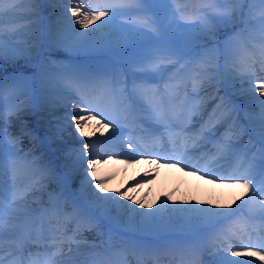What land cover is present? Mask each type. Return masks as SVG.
Returning a JSON list of instances; mask_svg holds the SVG:
<instances>
[{
  "label": "snow or ice",
  "instance_id": "snow-or-ice-1",
  "mask_svg": "<svg viewBox=\"0 0 264 264\" xmlns=\"http://www.w3.org/2000/svg\"><path fill=\"white\" fill-rule=\"evenodd\" d=\"M11 7L7 9L9 15H14L16 4L14 0H8ZM32 3H38L39 0H31ZM65 4H73L76 0H62ZM170 0H111V2L102 4L96 8L92 5L79 2L77 6H68L65 15L60 21V27L56 30L52 43L62 48H84L96 44L99 40L106 39L111 27L118 29L128 28L129 25L120 23L116 24L117 16H125L131 14H142L140 18L134 23H154L148 16L152 11L148 5L163 4L167 5ZM245 4H259L261 12L256 20L259 26L260 43L256 47L255 52H250L249 46H245L244 50L238 51L233 47L232 38L229 37L223 41L221 45L218 32L221 29H226L234 26L235 22L241 18L244 12L243 5ZM103 8V10H100ZM4 9L0 8V16L4 14ZM186 9L180 8L172 12L175 16L177 13L184 16ZM71 13V15H67ZM253 9L249 8L247 15L251 16ZM102 17H107L106 20H101ZM27 19V17H20ZM195 22L192 23H176L177 29H183L188 34H195L199 36L203 34L212 38L216 42L215 49L211 50L214 55H210L202 63V68L199 75L201 76L200 85L205 81L211 83L217 81L219 77V60L224 59L226 64H231L234 69H237L235 75L228 73L229 78L240 79L246 78L249 81L246 91L249 93H258V96H251L258 106V116L250 117V122L253 125V131L256 135V142L253 144L251 137L248 144L245 145V152L243 160L246 167H238L236 173L232 174L223 170L211 169L204 172V176H211L215 183H238L240 187L245 189L247 199L241 198L242 204L247 205L253 201V196L256 192H264V182L257 189L256 176H264V100L259 97H264V76L257 77L256 64L260 65V72L264 73V0H201V6L195 10ZM97 21L101 23L97 24ZM245 28L253 27L252 21L245 19ZM11 23V21H10ZM0 24L3 20L0 19ZM95 24V28H90V25ZM78 26V27H77ZM171 26V22H170ZM87 30V31H81ZM142 30V29H134ZM14 31L9 29V34L4 35L3 29H0V72L4 71L5 63H15L20 59H24L26 63L32 62L33 49L37 48L39 39L38 28H30L28 31H35L36 37L29 41H25L24 45L13 40ZM195 36L193 40H195ZM201 45L190 42L185 49L168 50L166 55H160V59H170L175 57L174 64L180 63L185 57L190 60H197L201 57L199 48ZM255 47V46H254ZM156 56H149L147 59L154 60ZM40 76L42 84L45 85L49 95L60 97H67L71 95L77 96L79 99L73 104L76 107L80 105L79 113L72 115V120L75 124L76 131L83 136V128L89 121L95 120L97 116L103 117L107 123L102 124L104 129H112V136L122 133L123 128H127L130 132H136L139 129L141 139L145 141L143 147H157L163 148V140L166 137L168 143L172 146L171 158L175 160L178 165H183L182 170L188 168L185 160L188 158L187 143L191 139L193 147H197L200 141L214 142L219 147V152L222 155H227L236 147L231 140L214 141L215 128L217 121L215 119L217 109L224 108L229 112L227 101L224 97H220V103L209 114V120L201 125L200 129L193 132L189 125L192 123L193 115L200 112L201 106L197 105L187 113L184 110V105L181 103L179 110H176L174 101L178 99L177 88L174 85L165 84L164 92H160L159 88L150 87L151 81L155 75L159 74L163 80L165 68L159 65H152V71L140 66L139 75L133 74V89L128 92L126 88H121L122 81L114 75L108 78V74H100L90 71H82L77 66L71 64H62L58 61H52L50 64H40ZM139 80V83L136 81ZM257 80L255 88L252 87L251 81ZM28 81L29 77L24 75H17L9 78V101L10 111L9 115H16L19 110L24 107L27 101L21 100L22 96L28 95ZM4 84L5 81L0 79V239H2L6 230L9 235L13 234L21 225L20 215L23 214L27 219L28 213H33L36 210L30 209L27 204V197L30 191L39 190L36 185L39 181H33L31 185L21 188L16 181L15 169L19 160L26 159L19 156V152L9 150L7 154L4 149V129L2 125L3 112L2 106L4 101ZM194 89L198 85L194 84ZM101 93L105 98L116 99L119 98V103L115 110L109 115L93 106V97L89 92ZM12 101H19L13 104ZM100 124L101 121L97 120ZM190 134V135H189ZM183 136L184 151L177 152L176 146L178 140ZM17 141H9L10 145H15ZM90 144H84V151L80 154L81 160L76 167H82L83 158L89 156L88 149ZM130 148H136L137 145L129 143ZM255 149L254 152L252 150ZM252 152L249 158L248 154ZM141 155L156 154L159 160H167L169 157L162 156L159 152L149 153L147 151L140 153ZM7 155V159L5 156ZM111 158V157H110ZM99 162L88 159L87 168L84 169L86 176L83 177L79 195L83 198V205H76L73 208V213L68 214L69 218L73 216L78 220H84L91 224L97 218H104L111 214L112 208L122 209L128 213L127 227L133 233L128 241L125 242L123 250L131 249L134 253L140 252L149 256L158 257L161 252H176L184 251L188 247V241L185 238L188 235H199L201 232L211 229L219 224L222 220L235 214L237 209L241 208V204H237L233 200L232 205L216 204L212 207H198L196 204H191L187 208L173 206L169 208L168 205L163 204L161 208L154 212H137L136 209L129 205L121 204L117 197H123L132 203L141 205V201L135 200L133 196L128 195V189L121 191L116 189L114 194L109 195L108 190L105 189V184L108 183L111 176L101 177L98 175L97 164ZM29 166H35L40 170L44 178L51 177L52 172L46 166H41L35 163V160L28 162ZM243 168V170H241ZM194 171L199 169L193 166ZM11 174V185H8L7 177ZM91 177L92 179H89ZM146 182V181H145ZM89 186L98 190L102 195L90 190ZM46 187V185H44ZM10 191L11 199L8 201V206L13 210L9 213L8 220L4 219V206L6 193ZM252 191L253 195H248ZM51 196V194H50ZM58 200V197H57ZM199 203V202H197ZM206 203V202H205ZM253 203H255L253 201ZM142 207L149 208L150 205L143 204ZM257 214L256 218L264 221V204H255ZM216 208L232 209L228 212L215 211ZM47 208H41L39 215L48 212ZM53 214L60 215V209L53 207ZM98 214V216H97ZM218 239L219 237H215ZM252 236H249V243L243 245V251L232 250V246L228 245L221 251L212 253L214 256V264H254L252 260H233L229 259L227 253L231 251L233 257H258L260 261L264 262V224L260 225L255 231V243H252ZM51 243L55 245V250L46 248V260L44 264H89L87 261L77 259L72 255L73 244L79 245L76 239V233L71 236H66L65 232L61 231L57 226L56 232L53 233ZM67 245V252L64 246ZM21 248V257H23V246L18 244ZM208 245H197V250L204 251ZM257 248V251H253ZM50 253V254H48ZM10 256L15 254L10 252ZM31 256V252H29ZM67 257V260H64ZM0 264H4L3 259H0ZM17 264H23L21 259ZM91 264H102L101 261H92ZM110 264V262H109ZM138 264H143V261H138ZM183 264V262H181Z\"/></svg>",
  "mask_w": 264,
  "mask_h": 264
},
{
  "label": "bare ground",
  "instance_id": "bare-ground-1",
  "mask_svg": "<svg viewBox=\"0 0 264 264\" xmlns=\"http://www.w3.org/2000/svg\"><path fill=\"white\" fill-rule=\"evenodd\" d=\"M80 1V0H79ZM76 0L73 4H65L62 2V0H39L38 3H32L31 0H14V3L16 4V8L14 10V15H9L7 12V9L11 7L8 0H0V8L4 9V14L0 16V19L3 20V24H0V29H3L4 35L7 36L9 34V29L15 30L13 35V40L22 46L24 45L25 41H29L36 37L37 33L35 31H28L30 28H38L39 30V39H38V47L33 49V56L35 57V54L37 51L44 50L49 51L53 48H59V46L54 45L52 43V38L56 32V30L61 26L60 21L62 20L63 16L65 15L66 8L68 6H77ZM89 3H95L99 4L101 2L104 3V0H86ZM67 15H71V13H67ZM20 17H27V19H23ZM11 21V23H10ZM91 26V25H90ZM89 26V27H90ZM78 27V26H77ZM55 50V49H54ZM24 59H20L18 61H22ZM17 62V61H16ZM42 63V60L40 61V64ZM7 64H13V63H7ZM264 76L261 74L260 70L257 71V77ZM174 83H170V85L177 86V91H179V94H184V90L180 89L179 81H173ZM191 83V82H190ZM236 85H239L236 83ZM133 86H127L125 85L124 88L127 89V91L131 92L133 89ZM154 88V86H151ZM188 87V86H186ZM8 87L4 88L5 92H8ZM237 92H234V95L240 99L241 103L244 102H253V108H241L240 112L245 113L246 115L250 116V112L253 113V116H258V106L254 100H252L250 97L255 95L258 96V93H248L246 90L239 89V87H236ZM201 96V94H200ZM72 98H75L77 96L71 95ZM91 97H93V106L96 105L97 108H106L108 107L107 103L109 99L112 98H105L101 93L94 92L91 94ZM215 100L213 99V103L211 105H208L205 101L201 104L200 114L204 115L207 120H209V114L212 113L213 109L217 106V104L220 103L219 97H215L213 95ZM259 99L264 100V97H259ZM113 100V99H112ZM70 101L69 97H60L55 95H45V98L43 97V105L40 107L37 122L41 125L40 129L47 130L49 134V141L53 140L54 137L60 138V143L57 141L56 143H53L51 147H53L55 150L61 151L62 143L67 140L70 143V145H76L78 146L81 141L83 143H88L94 150V152L89 153L88 157L83 158V165L82 167H76L81 160L80 158H77L73 160L70 156V153H67V150H63L60 153L63 155L61 156V159H57L54 155L52 156V151H49L48 149L45 151V155H41L34 153L33 148L28 144L27 142L23 141L22 144H20L21 152L23 156H28L33 153V157L40 159L42 165L46 166L48 169L51 170L52 176L44 178L42 173L39 169H37L35 166H29L28 161L21 160L18 161L15 169V176L17 179V175L21 174V178L17 180V183L21 188L31 185L33 181H39V183L36 185V188L39 189V192H43V194L35 193L28 194L31 196V201L27 203L30 206V209L38 210L41 208L44 202L52 201L53 197L57 199L58 197V203L59 207L64 208V213L72 214L73 208L76 205H83V198L79 195L80 188H81V182L84 176H86V172H84V169L87 168V161L88 159L94 160V154L98 153V149L102 147L103 139L101 138L104 135L99 134V129L97 124H94L89 121L85 124L83 128L84 135L81 136L75 128V124L72 120V115H67L69 112L64 109L63 104L68 105ZM95 102V103H94ZM200 105V104H197ZM225 110L224 108H222ZM229 109V108H228ZM10 111V109L5 112V115ZM79 111V110H78ZM227 111V110H225ZM72 114V113H71ZM9 115V114H8ZM10 122H12L13 117L12 115H9ZM251 116V117H253ZM28 117V116H27ZM250 119V117H248ZM30 120V118H27ZM215 119L219 121L216 126L223 125L222 130L225 128L230 127L229 123H224L223 115L219 113V111L216 112ZM245 124V123H243ZM247 127L251 130V133L254 134V137L256 138V135L253 131V125L250 121L246 122ZM57 125L60 127L58 128ZM54 126H56V130L54 131ZM35 125L28 128H20L17 130L18 132H12L13 135H20L24 138L29 139L34 143V146L38 147V140H35L34 133L29 132L27 130L33 129ZM243 129V126L239 124L234 131L235 136L239 134ZM11 132H8V136H12ZM123 140L118 139V143H121ZM21 142V141H20ZM43 147L47 148L48 140L47 138L45 140H41ZM44 142V143H43ZM84 147V145H83ZM53 149V150H54ZM231 154V153H229ZM228 154V155H229ZM58 156V155H57ZM45 157V158H44ZM59 157V156H58ZM70 161V164H67ZM67 164V165H65ZM215 165V164H214ZM64 166H66L64 168ZM57 168L59 170L66 171L67 177L63 179H59L56 177L53 172L54 169ZM81 168V169H80ZM146 167L141 166V164L137 165H129L126 166L125 163L122 161H113L112 158H109L107 161L103 162L102 164H97L98 169V175L101 177L111 176V179H109L108 183L105 184V189L108 190V194H114V191L116 189H120L121 191L128 189V195L133 196L135 200L141 201V205H137L132 203V201L127 200L123 197H117V199L120 200L121 204L123 205H129L131 208L136 209L137 212H154L157 209L161 208L162 203L169 206V208L173 206H178L181 208H187L191 204H196L198 207H212L216 204H228L232 205L233 208H236V205L233 204V200L237 202V204H241V208L237 209L238 211H247L251 213L252 208H248L247 205L242 204L241 198L234 197L235 192H240L242 190V187L240 185H231L226 186L223 192L217 191L215 192V188H207L203 186H196L193 182L192 177H188L186 180L181 179L179 175L171 176L170 174H161L156 173L155 171H149V170H140L145 169ZM142 171V172H140ZM11 177V174H10ZM10 179V178H9ZM89 179H92L89 177ZM8 180V179H7ZM146 181V182H145ZM11 185V184H10ZM46 185V187H44ZM55 187L57 191H55ZM90 190L93 192H97L98 195H102L98 192L97 189L89 186ZM31 192V191H30ZM216 193V194H215ZM236 193V194H237ZM51 194V196H50ZM29 196V197H30ZM33 196V197H32ZM199 202V203H197ZM206 202V203H205ZM143 204L150 205L149 208L142 207ZM253 207V206H252ZM215 211L220 212H228L232 209H223V208H216ZM13 210L8 206L6 213H4V219L8 220L9 213ZM33 212L28 213L27 219L31 216ZM98 216V214H97ZM127 217L128 213L125 210L112 208L111 214L104 218H97L94 220L91 224L89 222L84 220H78L77 218H69V215H64L62 220H71L69 221L70 225L73 226L75 223H80L82 226H89V225H97L95 227L94 233L89 232L87 236H80L81 241H79V245L77 246L74 244L73 247V253L72 255L75 256L77 259L82 261H87L89 256L93 254H98L101 252V245H98L97 247L94 245V243H99V241L106 240L107 236L104 231L107 229H113V230H123L127 231L129 233H132L128 227H127ZM27 219L24 217L23 214L20 215V225L22 226L23 223L27 221ZM60 219L61 223H64L66 221H62ZM69 225V226H70ZM69 226L65 225V228L68 230ZM70 226V227H71ZM106 226V227H105ZM72 228V227H71ZM22 229L21 227L18 228V231ZM87 230V229H86ZM17 231V232H18ZM88 231V230H87ZM86 231V232H87ZM7 233V230H6ZM15 232L13 233V235ZM133 234V233H132ZM12 235V234H11ZM8 233L5 234L4 237H10ZM79 239V238H76ZM65 247V246H64ZM97 250V251H94ZM207 251V248L204 251L197 250V245L190 246L188 245L186 253L188 252V255L191 259L196 260L200 262V256L202 253H205ZM126 256L128 255L127 252L124 253ZM183 254V252H182ZM170 255L178 257L177 253H170ZM229 259L233 260H248V257H233L230 254H227ZM146 254H142L140 252H130L129 253V260L134 261L137 259H145ZM110 257V256H109ZM108 258H103L102 260L105 261ZM124 257L120 254L114 255L112 257V262L110 264H114L118 260H123ZM258 261H257V260ZM252 260L254 264H259V258ZM67 260V259H66ZM204 262V261H203ZM201 263V262H200ZM109 264V262H108ZM122 264H129L128 261L123 260Z\"/></svg>",
  "mask_w": 264,
  "mask_h": 264
},
{
  "label": "rangeland",
  "instance_id": "rangeland-1",
  "mask_svg": "<svg viewBox=\"0 0 264 264\" xmlns=\"http://www.w3.org/2000/svg\"><path fill=\"white\" fill-rule=\"evenodd\" d=\"M200 6H201V1H196L195 6L190 10H188L189 13H191V15L181 17L179 13H177L175 16L171 15V13L176 11L177 9L183 8L180 5V1L178 0H170V3L167 5H163V4L148 5L147 7L152 9V11L148 13V16L151 18L152 21H154V23H147V24L134 23L140 18L142 14L134 13L131 15L120 16L119 19H116V24L124 23L129 25V27L125 29H118L114 26L109 28L108 31L110 32V35L106 39L99 40L96 44L92 46H88L84 48H76V49L59 47V48H53L48 52L45 51L44 54H43V50H40L37 51V53L35 54V59L30 63H26L25 60L17 61L13 64L5 63L4 71L0 72V79H4V78L9 79L10 77H14L21 74L27 76L29 77L28 92L31 93L23 98V101H27V103L24 105V107H22L19 110V112L16 115H12L14 116L12 122H10L11 117L8 115L9 112L6 115H3L2 125L4 129L5 153L7 154L9 150L18 152L21 149L20 139H24L23 136L22 137L21 135L15 136L12 134V132L15 131L17 132V130L20 128H28L29 126L32 127L33 125H35V127L27 131H29L30 133L31 132L34 133L35 140L36 141L38 140V144H37L38 147L36 148L41 150L40 151L41 155L44 156L45 151L48 149V153L49 151H52L51 154L52 156L54 155L55 157H57V159H61V156L63 154L60 152L61 151L63 152V150H67V153H70V156H73L72 157V162H73V160L80 158V154L84 151L83 145L85 143H83L82 141L78 146H76V145H70V143L72 142H68L67 140H65L62 143L63 145L62 147H60L62 148L61 151L57 149L55 150L51 146L53 145V143H56L57 141L60 143L61 139L54 137L53 140L49 141L48 131L40 129L41 125L37 122V118L39 114L37 115V113L39 112L40 107L44 104L42 102L43 97L45 98V94L48 93V90L46 89L45 85L42 84L41 79H38L40 81V85H38V87L36 86L37 89H33L32 83L35 80V75L38 74L37 69L42 55L44 57V62H46L44 64H50L52 61H54V59L55 61L56 59L63 60L64 58H69L76 54L79 55L83 54L82 56H87L86 54L88 52L93 53V51L94 53L104 54L105 57H109L108 59L118 57L117 59L120 58H121L120 60L123 59L122 60L123 64L122 62L121 63L115 62L116 64L118 63L120 65L119 70H122V72L125 75H127V78L129 75H131V78H129V80L133 81V74L136 73L137 75H139V69L136 68L142 65L140 60H144V59L149 60L147 59V57L149 56H156L158 59L160 55H166L168 50L179 51L181 49H185L190 42H194L201 45V47L199 48V52L201 53L202 56L206 55L209 57L210 55H214V52L211 50L215 49V47L217 46L215 40L203 34H200L199 36H195V34H188L183 29H177L175 26L176 23L185 24V23L195 22L194 13L195 10ZM249 8L253 9V13L251 16L247 15ZM243 9L244 12L241 14V18L235 22L234 26H231L226 29H221L218 32L217 35L219 37L221 45L223 44V41L225 39L231 37L233 41V47L238 50V47L240 45V38H239L240 36L246 39V34H248V32L251 33L252 31H255L259 33V26L256 23V20L260 15L261 6L259 4H246L243 5ZM128 18H130V20ZM106 19L107 17L101 18V20H106ZM245 19L251 20L254 26L246 29L243 22ZM170 22H171V26H170ZM96 23L99 24L101 23V21H97ZM90 28L94 29L95 24L91 25ZM134 29H142V30H134ZM81 31H87V30H81ZM194 36H195V40H193ZM47 53H49L51 57H48L49 55ZM74 57H78V55ZM186 59L189 58L185 57L183 60ZM159 61H161V63L170 62L169 60H164V61L159 60ZM219 62L224 63L225 61L223 58H221ZM105 64H102L104 68L102 69V71L104 73H111L112 72L111 68H105L109 64L106 65ZM159 66L164 68L162 64H160ZM229 66H231V64H225V70L228 71V73H233L235 75L237 70H234ZM182 67L183 66H181V69ZM112 68L114 69L113 66ZM166 73L167 70L164 72L163 75H165ZM228 73L226 76L227 80L220 79V83L225 87L227 91L230 90L228 88V86H230L228 81L230 82L231 80H234V83H238V84L242 83L239 80L237 81V79L229 78ZM174 75L176 76V73ZM243 80L244 79H242V81ZM234 83L232 81L231 88L237 92L236 89L237 85H234ZM36 90L38 91L36 92ZM35 97L36 99H34ZM6 100L7 98H4L3 102H5ZM242 105L245 108H251L254 105V103L250 101L247 103L244 102ZM62 106H65V104H63ZM6 108L7 110L10 109V104L9 105L3 104L2 110H5ZM250 114L251 116L253 115L252 112H250ZM27 116L30 118V120L27 119L28 118ZM57 127L59 128L60 126L57 125ZM54 128L55 131L56 126H54ZM5 132H11L12 136L6 137L7 134H5ZM46 138L48 140V144H47V148H44L43 147L44 144H42V142L40 141L45 140ZM9 141H17V143L15 145H10ZM21 155L22 153L19 154V156ZM35 163L40 165V161L38 159L35 160ZM67 164H70V161ZM65 167L66 166H64V168ZM64 168H62L61 170L62 172L56 170V172L54 173H57V175L59 176L58 178L62 179L63 177L65 180L67 174Z\"/></svg>",
  "mask_w": 264,
  "mask_h": 264
}]
</instances>
